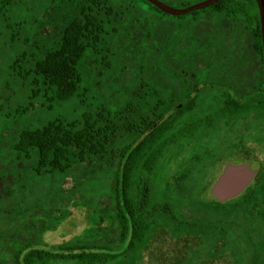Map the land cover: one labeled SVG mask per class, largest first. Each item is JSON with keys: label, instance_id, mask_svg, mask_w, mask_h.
<instances>
[{"label": "rangeland", "instance_id": "rangeland-1", "mask_svg": "<svg viewBox=\"0 0 264 264\" xmlns=\"http://www.w3.org/2000/svg\"><path fill=\"white\" fill-rule=\"evenodd\" d=\"M160 1L182 8L183 3L202 0ZM84 4V0H16L8 12L9 22L22 27L21 38L27 43L20 41L9 48V41L0 39V254L25 243L53 250L91 245L116 255L95 264H130L133 260V264H232L229 247L217 259V243L199 235L187 239L183 230L173 231L174 224L163 214L145 248L130 254L125 248L127 240H120L118 199L112 187L118 159L112 158L111 151L70 171L38 174L35 158L27 159L14 150L20 131L38 129L55 118L78 121L99 106L117 112L131 104L138 118L158 116L167 105L160 102L169 101L165 93L198 84L203 62L202 12L164 16L140 0H109L118 19L106 26L104 49L110 53V66H101L99 58L87 50L78 94L56 102L41 95L31 99L9 68L12 59L22 52L41 50L46 41L56 39L69 13ZM179 94L182 100L186 91ZM207 105L203 103V111ZM19 107L28 111L16 116ZM263 110L262 103H256L230 124L208 130L202 126L198 134L168 146L152 176L154 199L168 204L174 217L184 222L206 208L210 187L226 164L246 162L259 170L264 160ZM131 142L132 137L125 135L114 150ZM191 161L197 163L195 172L186 182L179 181V173ZM176 191L185 194L179 196ZM51 264L82 263L63 260Z\"/></svg>", "mask_w": 264, "mask_h": 264}, {"label": "trees", "instance_id": "trees-1", "mask_svg": "<svg viewBox=\"0 0 264 264\" xmlns=\"http://www.w3.org/2000/svg\"><path fill=\"white\" fill-rule=\"evenodd\" d=\"M84 1V5L69 13L67 23L56 39L46 41L41 50L32 54L22 52L12 59L9 68L28 89L31 99L41 95L56 102L78 94L82 61L87 50L99 58L101 66H110V53L104 49L108 35L106 26L118 21L117 14L109 6V0ZM140 1L159 14L170 16L146 1ZM226 1L220 0L206 10H213ZM15 4L16 0H0V39H7L9 48H15L20 41L27 43L21 38L22 27L9 22L8 12ZM185 6L188 4L183 3L182 7ZM233 6L239 18L245 16L246 3L237 2ZM197 12L202 10L188 14ZM197 87L196 84L187 90L183 86L182 91L165 93L169 101L160 102L167 105L158 116L151 114L138 118L134 115L136 106L127 104L117 112L99 106L94 112L83 113L81 119L74 122L55 118L38 129L20 131L14 150L27 159L34 157L38 174L70 171L111 151L112 158L118 159L112 187L118 199L120 240H127L126 250L135 254L145 248L151 234L159 227L160 215L168 217L170 225L174 224V232L184 229V222L174 217L172 208L153 197L152 176L166 148L198 134L202 126L208 130L219 124H230L252 106L246 101L205 103L198 98ZM184 91L185 98L181 100L179 93ZM191 93L194 96L188 99ZM203 103L208 104L206 111L202 110ZM171 106H174L172 111ZM27 111V108L19 107L15 115H24ZM125 135L132 137V142L114 150L118 139ZM196 168L197 163L191 161L179 173L178 180L186 182ZM176 192L179 196L185 194L184 191ZM111 253L102 246H60L53 250L25 243L14 247L8 255L5 253L7 256L0 254V264H51L63 260L95 264L116 257Z\"/></svg>", "mask_w": 264, "mask_h": 264}, {"label": "flooded vegetation", "instance_id": "flooded-vegetation-1", "mask_svg": "<svg viewBox=\"0 0 264 264\" xmlns=\"http://www.w3.org/2000/svg\"><path fill=\"white\" fill-rule=\"evenodd\" d=\"M237 2L247 5L242 18L233 6ZM202 13L203 62L197 84L201 99L205 103L261 102L264 108V56L256 2L227 0L213 10L202 9ZM261 160L259 170L246 162L226 164L222 172L227 165L247 164L255 174L237 195L220 201L211 188L221 172L210 187L211 200L205 202L206 208H201L195 219L188 216L184 220L187 239L189 235H199L218 244L217 259L229 247L234 258L232 264H264V160Z\"/></svg>", "mask_w": 264, "mask_h": 264}, {"label": "water", "instance_id": "water-1", "mask_svg": "<svg viewBox=\"0 0 264 264\" xmlns=\"http://www.w3.org/2000/svg\"><path fill=\"white\" fill-rule=\"evenodd\" d=\"M151 4L157 10L170 15L181 16L193 11L205 9L220 0H202L182 8L171 7L160 0H143ZM257 4L260 22L262 52L264 56V2L254 0ZM255 172L247 164L227 165L222 174L211 188L212 194L220 201L237 195L242 188L253 178Z\"/></svg>", "mask_w": 264, "mask_h": 264}]
</instances>
